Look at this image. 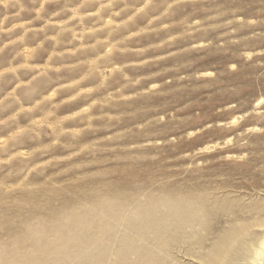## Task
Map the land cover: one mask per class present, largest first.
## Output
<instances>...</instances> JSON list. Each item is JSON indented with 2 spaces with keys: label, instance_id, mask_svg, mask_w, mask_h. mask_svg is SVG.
<instances>
[{
  "label": "rangeland",
  "instance_id": "374dc122",
  "mask_svg": "<svg viewBox=\"0 0 264 264\" xmlns=\"http://www.w3.org/2000/svg\"><path fill=\"white\" fill-rule=\"evenodd\" d=\"M170 196L208 212L131 229ZM242 228L223 264L264 235V0H0V264H206Z\"/></svg>",
  "mask_w": 264,
  "mask_h": 264
},
{
  "label": "bare ground",
  "instance_id": "6f19581e",
  "mask_svg": "<svg viewBox=\"0 0 264 264\" xmlns=\"http://www.w3.org/2000/svg\"><path fill=\"white\" fill-rule=\"evenodd\" d=\"M235 119V118H234ZM235 121V120H234ZM161 199V198H160ZM195 199V198H194ZM198 199V198H197ZM203 199V198H202ZM201 200V199H200ZM200 200L198 199V200H196V201H194L193 200V198L192 197H188V198H186V197H184V198H175V197H171L170 196V198L169 197H167V198H163V200L159 203V202H155V203H152L151 204V206H149V207H147V208H145L144 210H142V212H137V214H139V216L136 218V219H134V220H132L130 223H129V226L131 227V229H133V231H135L136 233H142L143 231H145V232H151V233H157L158 232V228H156V225L155 226H153L152 225V223H153V220H152V214L153 213H155L154 211L157 209V208H159V207H163V208H165L166 209V214L168 213L169 214V216H171V218L173 217V218H175V217H184L187 221H191V220H193L195 217V215L196 214H198V211L199 212H202L203 213V215L205 214V213H207L208 212V210H207V208H205V207H203L202 205H201V202H200ZM108 202V201H107ZM151 202V201H150ZM109 203V202H108ZM113 203H114V201H113ZM203 204V203H202ZM101 205H103V204H101ZM97 206V205H96ZM104 206H105V204H104ZM119 206V205H118ZM200 206L201 207H203L202 209L200 208ZM110 207V206H109ZM107 205L104 207V211H106V210H109L110 211V213H111V217L112 218H115V216H116V214H114L115 212H113L114 210H112V208H109ZM260 209V208H259ZM258 209V210H259ZM97 210H98V208H97ZM103 210V209H102ZM163 210V209H162ZM103 211V212H104ZM158 211V210H157ZM162 212V211H161ZM212 212V211H211ZM160 213V212H159ZM109 214V213H108ZM155 215V214H154ZM208 215V214H207ZM165 217V216H164ZM206 218H207V216H205ZM204 217V218H205ZM167 218H168V216H167ZM179 218H178V220H179ZM196 218H197V216H196ZM156 219V218H155ZM201 219V218H200ZM259 219H261V218H259ZM181 220H183V219H181ZM195 221V220H194ZM196 221H199V220H196ZM195 221V222H196ZM205 221V220H204ZM256 221V220H255ZM177 222V221H176ZM178 223V222H177ZM190 223H192V222H190ZM76 224V223H75ZM185 223H184V221H183V226H185L184 225ZM159 225V224H158ZM199 225V224H198ZM254 225H261V224H259V223H256V224H254ZM162 226V225H161ZM160 226V227H161ZM250 226V225H249ZM263 226V225H262ZM158 227V226H157ZM258 228V227H257ZM110 229V228H109ZM235 229V228H234ZM233 229V230H234ZM42 230V229H41ZM71 230V229H70ZM161 230V229H160ZM260 230V229H259ZM43 231V230H42ZM232 231V230H231ZM230 231V232H231ZM246 231H247V229H241V230H239V231H232V233L230 234V232H229V235L226 237V236H224V237H226L225 238V240L223 241V243L221 244V245H219V249L216 251H214V252H212V253H209V254H211L210 255V257H209V260H207V261H209L208 263H206V264H223L224 263V261H225V259H226V256H227V254L229 253V251H231L232 249H234V247H235V243H238L237 242V240L240 238V236L242 237L243 235H245L246 234ZM249 231V230H248ZM263 231H264V229H263ZM60 232V231H59ZM147 232V233H148ZM226 232V231H225ZM224 232V233H225ZM45 233V232H44ZM67 233H69L70 234V232H67ZM144 233V232H143ZM159 233V232H158ZM43 234V233H42ZM223 234V233H222ZM61 235H63L62 233H61ZM145 235H146V233H145ZM145 235H143L144 237H146ZM249 235H251V234H249ZM262 235V234H261ZM259 236L256 240H252V243H250V245H249V247H250V255H249V258L248 259H250V264H262L263 262L262 261H260V255H261V252L262 251H264L263 249H264V235H262V236ZM70 236V235H69ZM252 236V235H251ZM72 237V236H71ZM70 237V238H71ZM65 238V237H64ZM156 238H158V236L156 237ZM245 238H246V236H245ZM252 239V238H251ZM254 239V238H253ZM158 240V239H157ZM248 242H251V241H248ZM240 243H243V242H240ZM245 243V242H244ZM218 245V244H217ZM216 245V246H217ZM248 245V244H247ZM237 246V245H236ZM96 247V246H95ZM99 247V246H98ZM240 247V246H239ZM242 247V246H241ZM237 248V247H236ZM244 248H246V247H244ZM239 249V248H238ZM55 251L53 252L56 256H58L60 253H62V250H61V248H59V247H56L55 249H54ZM111 250V249H110ZM132 249L130 248L129 249V252L131 251ZM135 250H137V249H135ZM139 250V249H138ZM241 250V249H240ZM246 250V249H245ZM244 250V251H245ZM248 250V249H247ZM108 250H106V247H100V248H97V249H94L93 251H92V253L91 254H89V256H87V258L85 259H83V260H80L79 262L78 261H76L75 263H73V264H106L107 263V259H109L108 257L106 258V252H107ZM121 251H122V249H119L118 251H116V258H115V262H112V263H110V264H153V263H151L152 262V259H149L148 257H146V256H144V253H143V255H141V254H139L138 253V251H137V253H138V256H136L138 259L134 262L133 261V259H136V258H132V260L131 261H133V263L130 261H128L127 260V258H129V257H127L126 256V254H125V256H122L123 254L121 253ZM236 251H237V249H236ZM111 252V251H110ZM133 252V251H132ZM135 252V251H134ZM141 252V251H140ZM235 252V251H234ZM150 253V252H149ZM208 253V252H207ZM237 253V252H236ZM248 253V252H247ZM63 254H65V255H67V254H69V252H67V254H66V252L65 253H63ZM110 254V253H109ZM133 254V253H132ZM131 254V255H132ZM152 254V253H151ZM113 255V254H112ZM130 255V254H129ZM230 255V254H229ZM107 256H109L108 254H107ZM209 256V255H208ZM76 257H78V256H76ZM86 257V256H85ZM110 257V256H109ZM153 257V256H152ZM227 257H229V256H227ZM66 258L67 259H70L71 258V256L70 255H67L66 256ZM131 258V257H130ZM151 258V257H150ZM230 258V257H229ZM111 259V258H110ZM71 260V259H70ZM78 260V259H77ZM72 261V260H71ZM232 261V260H231ZM235 261V260H234ZM262 262V263H261ZM108 263V264H109ZM156 263V262H155ZM160 263V262H159ZM165 263V262H164ZM229 263H230V261H229ZM157 264V263H156ZM161 264V263H160Z\"/></svg>",
  "mask_w": 264,
  "mask_h": 264
}]
</instances>
